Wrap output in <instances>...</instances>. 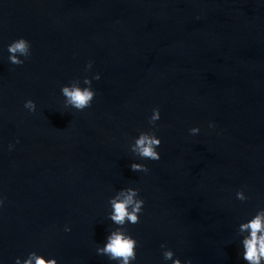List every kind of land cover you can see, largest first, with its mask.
Returning <instances> with one entry per match:
<instances>
[{
    "label": "water",
    "instance_id": "1",
    "mask_svg": "<svg viewBox=\"0 0 264 264\" xmlns=\"http://www.w3.org/2000/svg\"><path fill=\"white\" fill-rule=\"evenodd\" d=\"M19 37L32 55L16 66ZM96 73L92 106L64 109L61 86ZM155 107L161 159L134 173L128 145ZM127 186L146 202L136 264H164L162 243L247 264L236 230L264 208V0H0V264H109L96 247Z\"/></svg>",
    "mask_w": 264,
    "mask_h": 264
},
{
    "label": "clouds",
    "instance_id": "2",
    "mask_svg": "<svg viewBox=\"0 0 264 264\" xmlns=\"http://www.w3.org/2000/svg\"><path fill=\"white\" fill-rule=\"evenodd\" d=\"M8 61L12 65L21 66L32 55V44L24 38L19 37L7 45ZM93 62L89 61L86 71H90ZM101 75L96 73L89 77L74 79L70 83L62 85L61 95L64 97V109H74L83 112L89 109L96 97V90L93 87V80L99 81ZM24 108L29 112H36L37 105L34 100H26ZM65 111H61L63 113ZM161 120L159 107L152 109L148 118V123L152 126L151 130L140 131L128 145V151L133 157L130 170L134 173L149 172L146 164L137 162L138 160L159 161L161 153L159 148L162 144L158 136V121ZM210 128H214L213 123H209ZM201 129L192 127L189 133L192 136L199 135ZM19 142V141H17ZM13 145H9L11 150ZM236 199L244 202L249 199L244 189H240L235 194ZM5 198L0 196V208L4 207ZM145 200L140 194V189L134 186L119 188L108 199V209L106 219L109 221L108 234L102 244H97L96 254L106 257L109 264H136L137 249L139 241L129 230L130 225L140 223L141 216L144 214ZM65 232H70L71 228L65 226ZM237 236L241 246V256L247 264H264V208H258L237 227ZM164 264H193L190 258L181 259L176 253L167 246L160 245ZM15 264H59L57 258L46 257L33 251L26 258L16 257Z\"/></svg>",
    "mask_w": 264,
    "mask_h": 264
}]
</instances>
